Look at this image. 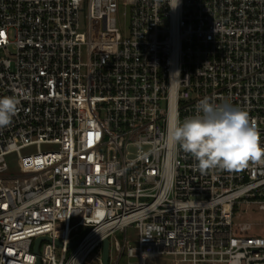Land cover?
Here are the masks:
<instances>
[{"label":"built area","instance_id":"built-area-1","mask_svg":"<svg viewBox=\"0 0 264 264\" xmlns=\"http://www.w3.org/2000/svg\"><path fill=\"white\" fill-rule=\"evenodd\" d=\"M171 3L0 0V97L19 101L0 128V264H103L128 226L109 264H264V164L201 173L166 143L207 97L247 111L264 147V0Z\"/></svg>","mask_w":264,"mask_h":264},{"label":"clouds","instance_id":"clouds-1","mask_svg":"<svg viewBox=\"0 0 264 264\" xmlns=\"http://www.w3.org/2000/svg\"><path fill=\"white\" fill-rule=\"evenodd\" d=\"M178 3L172 0L170 7L176 8ZM18 103L14 96L0 97V128L12 122ZM166 143L189 154L198 162L195 167L201 173L215 168L240 170L249 162L264 164V147L255 121L247 111L227 101L215 103L205 97L194 115L183 120L178 114L172 117Z\"/></svg>","mask_w":264,"mask_h":264},{"label":"rangeland","instance_id":"rangeland-1","mask_svg":"<svg viewBox=\"0 0 264 264\" xmlns=\"http://www.w3.org/2000/svg\"><path fill=\"white\" fill-rule=\"evenodd\" d=\"M124 9H121V14H123ZM36 149L30 148L27 150H24L23 153H29L34 152ZM7 160L10 163V167L13 171L17 170L19 166L18 162V156L16 153L10 154L7 156ZM258 212V211H257ZM260 213V212H259ZM85 230L84 226H78L76 228V232L82 233ZM125 236L129 240V243L132 245H136L137 241V232L134 226H128L126 229L120 230L117 229L110 237V262L114 263L116 259L118 258V251L116 250V242L124 243ZM73 249V246L68 248V251L71 252ZM174 257L172 256H161L158 258H155L153 260L148 261L147 264H177L175 260H173ZM136 259H128L126 256H123L120 258L118 264H129L130 262H134Z\"/></svg>","mask_w":264,"mask_h":264},{"label":"water","instance_id":"water-1","mask_svg":"<svg viewBox=\"0 0 264 264\" xmlns=\"http://www.w3.org/2000/svg\"><path fill=\"white\" fill-rule=\"evenodd\" d=\"M43 239H49L48 237H38L35 241V251L37 252L39 249V244ZM59 244H61V242L58 241ZM103 264H109L110 262V239L108 237H106L104 239L103 242ZM38 264H40V260L38 261Z\"/></svg>","mask_w":264,"mask_h":264},{"label":"snow or ice","instance_id":"snow-or-ice-1","mask_svg":"<svg viewBox=\"0 0 264 264\" xmlns=\"http://www.w3.org/2000/svg\"><path fill=\"white\" fill-rule=\"evenodd\" d=\"M98 170V169H97Z\"/></svg>","mask_w":264,"mask_h":264}]
</instances>
